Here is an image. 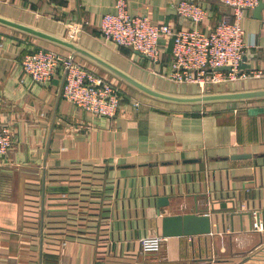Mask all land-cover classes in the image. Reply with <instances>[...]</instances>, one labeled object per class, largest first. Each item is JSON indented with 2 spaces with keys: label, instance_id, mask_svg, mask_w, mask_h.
I'll return each instance as SVG.
<instances>
[{
  "label": "crops",
  "instance_id": "obj_1",
  "mask_svg": "<svg viewBox=\"0 0 264 264\" xmlns=\"http://www.w3.org/2000/svg\"><path fill=\"white\" fill-rule=\"evenodd\" d=\"M115 1L0 0V13L64 36L76 31L83 45L156 87L205 91L157 84L176 83L166 77L171 37L161 39L157 63L105 40L100 23ZM180 1L127 3L155 23L191 28ZM193 1L207 9L204 30L232 18L219 0ZM257 6L242 21L252 69L208 91L264 87V6ZM38 47L69 53L0 24V124L14 132L0 160V264H264V232L251 228L253 211L264 221V99L163 102L77 57L130 96L116 117L97 116L60 94L61 72L47 83L24 72V55ZM81 164L93 175L79 178ZM72 185L79 200L70 210ZM158 195L170 199L161 213ZM188 212L209 213L212 232L166 237L159 251L142 250L143 236L162 234L164 215Z\"/></svg>",
  "mask_w": 264,
  "mask_h": 264
},
{
  "label": "built area",
  "instance_id": "obj_2",
  "mask_svg": "<svg viewBox=\"0 0 264 264\" xmlns=\"http://www.w3.org/2000/svg\"><path fill=\"white\" fill-rule=\"evenodd\" d=\"M230 8L231 17L222 18L210 30L201 28L207 16L204 5L193 0H181L178 13L189 18L193 27L174 30L166 23H155L147 14H132L127 0H116L114 12L104 14L100 23L103 38L119 46L140 52L152 62L160 61L163 37L173 40L166 77L176 83L197 84L209 90L216 84L244 78L247 71L240 70V63L247 49L242 21L246 10L264 0H219ZM76 32V31H73ZM23 70L37 82L47 83L61 72L66 74L63 97L80 108L97 116L114 118L118 115L126 95L122 88L103 77L77 57L55 49L38 47L24 55ZM229 66L230 69H223ZM260 74V73H258ZM134 104L139 105L137 101ZM14 141V132L8 125L0 124V160L4 159ZM251 228L264 232L260 213L252 212ZM166 237L147 234L140 239L145 252H157Z\"/></svg>",
  "mask_w": 264,
  "mask_h": 264
},
{
  "label": "water",
  "instance_id": "obj_3",
  "mask_svg": "<svg viewBox=\"0 0 264 264\" xmlns=\"http://www.w3.org/2000/svg\"><path fill=\"white\" fill-rule=\"evenodd\" d=\"M263 6L264 2H260L256 10L258 11L262 9ZM0 24L64 48L69 51L71 56L81 57L136 89L140 93L163 102L197 105L264 99V87L220 91L205 90L198 93H181L162 89L138 78L98 52L83 45L79 41V38L75 37L76 32H72L70 36H64L1 13ZM251 57V52H247L243 55L240 63L241 71L252 69V64L248 62ZM223 69H230V67L225 66ZM65 76L66 74L64 73L60 94H62ZM247 156H250V154H235L233 158H244ZM169 202L170 199L167 195L157 196L159 213H161L160 208L168 205ZM212 230V217L209 213L188 212L184 214H166L162 217L161 233L165 237L208 234L211 233Z\"/></svg>",
  "mask_w": 264,
  "mask_h": 264
},
{
  "label": "trees",
  "instance_id": "obj_4",
  "mask_svg": "<svg viewBox=\"0 0 264 264\" xmlns=\"http://www.w3.org/2000/svg\"><path fill=\"white\" fill-rule=\"evenodd\" d=\"M47 48H50V47H47ZM85 164H81V170H79L81 173H79V174H81V176L79 177V178H82V174L83 173H85V175H84V178H86V177H90L91 175H93L92 173H88V172H91L92 170L90 169V170H87V166H84ZM78 169V168H77ZM88 171V172H87ZM78 176V175H77ZM76 188H78L76 185H72V189L74 190V189H76ZM76 193H77V191H71L70 192V194H71V196L69 197V199H68V201H67V203H66V205H67V207L71 210V209H73L74 207H76V205L78 204V193H77V196H76ZM82 207V204H81V202H80V208Z\"/></svg>",
  "mask_w": 264,
  "mask_h": 264
},
{
  "label": "rangeland",
  "instance_id": "obj_5",
  "mask_svg": "<svg viewBox=\"0 0 264 264\" xmlns=\"http://www.w3.org/2000/svg\"><path fill=\"white\" fill-rule=\"evenodd\" d=\"M157 84H159L162 87L173 88V89H180V90L185 89L186 87H190L192 89H198L197 88V84H185V85L180 84V83H171L170 84V83H168L166 81L159 80V79L157 81ZM223 85L226 86L228 84H223ZM124 88L129 90V88H126V87H124ZM124 94L126 95L127 99H130V96H128L125 92H124Z\"/></svg>",
  "mask_w": 264,
  "mask_h": 264
}]
</instances>
